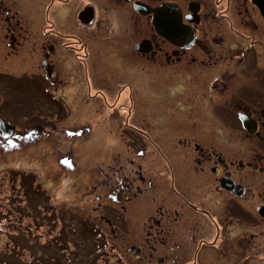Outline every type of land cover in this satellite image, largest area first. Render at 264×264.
<instances>
[{
    "label": "flooded vegetation",
    "instance_id": "flooded-vegetation-1",
    "mask_svg": "<svg viewBox=\"0 0 264 264\" xmlns=\"http://www.w3.org/2000/svg\"><path fill=\"white\" fill-rule=\"evenodd\" d=\"M4 52L12 65L0 68V109L1 88L29 83L38 112L21 124L0 112L1 135H41L44 127L75 142L115 135L135 155L127 167L119 157L104 182L105 233L93 224L97 245L127 250L120 264L264 258V0H0V58ZM195 63L198 74L181 76L184 112L170 113L175 127L142 112L149 81L136 73ZM78 96L95 104L93 115L104 111L106 134L75 118ZM148 114L160 138L147 128ZM235 152L245 157H227Z\"/></svg>",
    "mask_w": 264,
    "mask_h": 264
},
{
    "label": "rangeland",
    "instance_id": "rangeland-1",
    "mask_svg": "<svg viewBox=\"0 0 264 264\" xmlns=\"http://www.w3.org/2000/svg\"><path fill=\"white\" fill-rule=\"evenodd\" d=\"M218 48L225 51L227 46ZM4 56L5 52L0 58V62H3L0 66L2 69L12 65L10 59L2 60ZM193 65L196 67H192ZM199 65L195 63L175 68L158 65L156 71L146 66L147 70L136 73V76L141 74L143 80L149 81L146 89L150 92V97L142 98V112L157 113L156 117H162L166 127H175L176 121L170 117V113L184 112L181 107L184 88L178 87L185 84L182 73L187 70L192 74V70L198 74L201 69ZM115 72L118 73L117 70ZM95 78L99 81L98 85L102 86L97 74ZM30 85L24 83L1 88L7 95V103L3 107L4 113L1 109L0 112L17 124L26 122L25 117L30 118L38 112L34 109L36 103L32 98L34 94ZM77 100L75 118L79 121L92 119L93 127L101 129L104 134V111L93 115V102H87L79 96ZM53 107L51 104L48 108ZM101 109H104L103 105ZM142 116L152 123L147 124V128L153 137L160 138L161 133L151 129L156 120L149 114L147 117ZM49 117L53 118L48 116L44 119ZM72 122V118L65 121L66 124ZM116 122L114 119L113 123ZM58 124L64 125L62 120ZM119 129L116 127L114 130L119 132ZM49 130L50 128L46 130L44 127L40 129L41 135L26 132L17 138H6L0 134V264H120V257L128 254L127 250L121 243V246L116 244L110 249L106 245H97L100 236L96 235L93 224L97 223L102 233H105V227L99 220L103 204L108 202V186L104 182L110 177V184L111 176L116 175L117 171L113 172L111 166L117 169L119 157L126 166L127 159L132 158L130 155H135L127 152L125 144L115 135L113 138L109 135L108 140L93 137L77 142L80 140L78 139L76 143L71 137L58 135L56 131L49 136L45 135ZM106 147L110 149L107 150ZM68 154H72L73 160H66L64 156ZM166 154L171 158L168 152ZM227 157L233 160L245 156L241 152H235ZM182 166L181 178H185L184 161ZM25 189H28L27 194L29 189L32 190L29 194L30 202H26ZM107 234L111 236L109 232ZM142 249L148 256L150 249ZM162 250L157 248L155 255H161ZM105 256L110 260L104 262ZM224 256L225 254L221 255L222 260ZM114 257L119 259L114 262ZM241 259L243 264H264V258L257 255L245 262V258L240 256L236 260L240 262ZM236 260L230 264H234ZM239 262L237 264H241Z\"/></svg>",
    "mask_w": 264,
    "mask_h": 264
},
{
    "label": "trees",
    "instance_id": "trees-1",
    "mask_svg": "<svg viewBox=\"0 0 264 264\" xmlns=\"http://www.w3.org/2000/svg\"><path fill=\"white\" fill-rule=\"evenodd\" d=\"M27 190H28V189H25V191H26V202H30L31 199H30V197H29V194H30V191H32V190L29 189L28 194H27ZM27 197H28L29 199H27ZM38 197H39V195L37 196V199H38ZM35 206H38V204H35Z\"/></svg>",
    "mask_w": 264,
    "mask_h": 264
}]
</instances>
